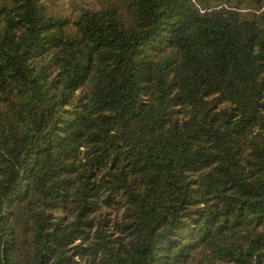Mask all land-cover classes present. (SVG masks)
<instances>
[{"label": "trees", "instance_id": "1", "mask_svg": "<svg viewBox=\"0 0 264 264\" xmlns=\"http://www.w3.org/2000/svg\"><path fill=\"white\" fill-rule=\"evenodd\" d=\"M53 1L0 0V264H264V0Z\"/></svg>", "mask_w": 264, "mask_h": 264}, {"label": "rangeland", "instance_id": "2", "mask_svg": "<svg viewBox=\"0 0 264 264\" xmlns=\"http://www.w3.org/2000/svg\"><path fill=\"white\" fill-rule=\"evenodd\" d=\"M108 1L109 0H54L53 1L54 3H52V8L56 15L65 14V15L70 16L72 14V16H75V11L73 10V8H75L76 6L84 4L94 9H97V8L106 6ZM112 1H116V0H112ZM208 2L212 6H218L221 3H227V2L235 3L236 1L235 0H208ZM242 5L244 8H246L245 11L249 12L248 7L250 6V2L248 0H243Z\"/></svg>", "mask_w": 264, "mask_h": 264}]
</instances>
